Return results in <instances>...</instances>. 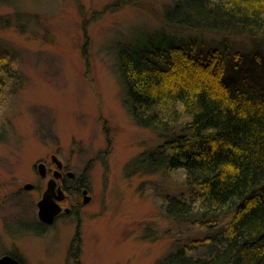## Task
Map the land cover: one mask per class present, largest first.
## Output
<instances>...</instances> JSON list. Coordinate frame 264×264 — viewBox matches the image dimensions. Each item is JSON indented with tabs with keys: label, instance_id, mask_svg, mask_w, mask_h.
I'll return each instance as SVG.
<instances>
[{
	"label": "rangeland",
	"instance_id": "rangeland-1",
	"mask_svg": "<svg viewBox=\"0 0 264 264\" xmlns=\"http://www.w3.org/2000/svg\"><path fill=\"white\" fill-rule=\"evenodd\" d=\"M176 1L0 0L1 51L13 59V79L0 84V258L9 255L23 264H160L230 223L233 215L207 230L165 215L168 199L189 192L183 171L133 173L137 158L165 140L139 126L124 104L118 44L157 32L192 53L211 51L221 59L225 40L231 54L221 62L235 67L232 79L264 87V68L257 67L264 52L254 53L245 36L177 28L166 19ZM53 156L83 178L92 199L82 204L83 184L77 189L70 183L67 203L78 205L74 212L80 217L63 215L44 228L37 204L51 174L41 179L37 166L55 169ZM27 184L34 188L25 189ZM207 254L198 247L188 255Z\"/></svg>",
	"mask_w": 264,
	"mask_h": 264
},
{
	"label": "trees",
	"instance_id": "trees-1",
	"mask_svg": "<svg viewBox=\"0 0 264 264\" xmlns=\"http://www.w3.org/2000/svg\"><path fill=\"white\" fill-rule=\"evenodd\" d=\"M166 19L202 35L245 36L254 53L264 52V0H177ZM222 45L221 59L211 51L198 59L157 32L116 46L125 106L139 126L165 140L137 158L133 173L183 171L189 192L168 199L169 219L213 230L233 215L160 264H264V87L232 79L235 67L221 62L231 51ZM1 49L4 86L13 79V59ZM198 247L208 254L188 255Z\"/></svg>",
	"mask_w": 264,
	"mask_h": 264
},
{
	"label": "flooded vegetation",
	"instance_id": "flooded-vegetation-1",
	"mask_svg": "<svg viewBox=\"0 0 264 264\" xmlns=\"http://www.w3.org/2000/svg\"><path fill=\"white\" fill-rule=\"evenodd\" d=\"M46 165V168H45V177H42L40 176L39 174V171H38V166H37V172L40 176L41 179L45 180L47 179L48 175L51 174V178L48 179V182H47V186H46V190L48 188V183L50 182V180L52 179H55V182H56V187L54 189V193L56 195H58V190L60 189L63 193V198L61 200H58L57 201V204L61 207V211L60 213L55 217L54 221L52 224H47L45 223L39 216L38 214V217H39V221H40V225H43L44 228H46L44 225H46L47 227L48 226H53L54 223H56L59 218L63 215L65 216H71V215H78L80 217V213L79 212H74V208H76L78 205H74L72 203H70V205L67 203V199L70 197V194H69V191H70V188H69V184L74 182L76 185H77V189L80 188L83 184L84 188L81 189V195H82V204H85L84 201H85V197H88L90 196V191H88V189H86V186H85V183L83 181V178H78L76 177V175L74 174V176H69V173H72L71 171H68L67 168L61 163V168L58 169V165L56 164L55 161H53V164L57 165V167H55V169H53L52 167V164L48 165L46 163H44ZM53 165V166H54ZM73 179H75L74 181H72ZM33 188H34V185H32ZM32 188V189H33ZM31 189V190H32ZM45 190V191H46ZM80 190V189H79ZM78 190V191H79ZM44 191V192H45ZM84 191H87V194H85ZM92 197L90 196V201H91ZM87 204V203H86ZM57 220V221H56ZM80 223H81V220H80Z\"/></svg>",
	"mask_w": 264,
	"mask_h": 264
},
{
	"label": "water",
	"instance_id": "water-1",
	"mask_svg": "<svg viewBox=\"0 0 264 264\" xmlns=\"http://www.w3.org/2000/svg\"><path fill=\"white\" fill-rule=\"evenodd\" d=\"M52 161H55L58 165V169L61 168V161L56 157H52ZM45 168L46 165L44 163H41L38 165V171L40 176L45 177ZM69 176H74L73 173H69ZM56 187L55 179L50 180L48 183L47 190L43 193L41 200L38 202V214L40 218L47 224H52L55 217L60 213L62 210L61 207L57 204L58 200H61L63 198V193L59 189L58 195L54 193V189ZM33 186L31 184H27L25 186V189L31 190ZM85 194H87V191H84ZM90 202V196L85 197L84 203ZM0 264H23L20 260L13 258L12 256L5 255L2 258H0Z\"/></svg>",
	"mask_w": 264,
	"mask_h": 264
},
{
	"label": "bare ground",
	"instance_id": "bare-ground-1",
	"mask_svg": "<svg viewBox=\"0 0 264 264\" xmlns=\"http://www.w3.org/2000/svg\"><path fill=\"white\" fill-rule=\"evenodd\" d=\"M194 56H195L196 58H198V59H201L200 55H197V54L194 53Z\"/></svg>",
	"mask_w": 264,
	"mask_h": 264
}]
</instances>
